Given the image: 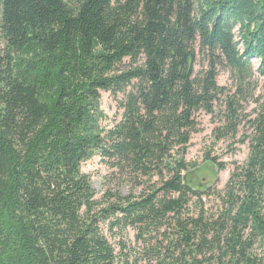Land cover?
Wrapping results in <instances>:
<instances>
[{
    "label": "trees",
    "instance_id": "trees-1",
    "mask_svg": "<svg viewBox=\"0 0 264 264\" xmlns=\"http://www.w3.org/2000/svg\"><path fill=\"white\" fill-rule=\"evenodd\" d=\"M1 7L0 264H264V0ZM104 92L122 111L111 126ZM217 110L214 138L244 122L248 156L222 189L193 187L197 114ZM93 157L127 194L96 196Z\"/></svg>",
    "mask_w": 264,
    "mask_h": 264
},
{
    "label": "rangeland",
    "instance_id": "rangeland-1",
    "mask_svg": "<svg viewBox=\"0 0 264 264\" xmlns=\"http://www.w3.org/2000/svg\"><path fill=\"white\" fill-rule=\"evenodd\" d=\"M1 4L2 0H0V22ZM217 83L220 86L229 88L230 91L233 89L229 73L226 70H221L219 72ZM263 88L264 82L260 79L258 92ZM120 97L121 96H117V99ZM253 107L254 104L249 105L246 111H251ZM101 109H103L107 116V119L103 121V125L107 126H111L113 121L118 120L122 112L118 106L117 100L112 95L105 92L102 93ZM216 112L217 113L214 115L205 114L203 111L197 114L198 131L191 136V145L186 155V160L195 162L197 166L195 168L190 167V170L184 174L186 176V182L193 187H207L210 185L211 189L214 187L222 189L234 166L242 164L248 156V142L244 140V142H239L240 139H243L242 136L246 129V127H243L245 123L243 122L241 124L234 139L226 138L225 140L222 139L218 141L213 136V130L221 124L220 114L218 110ZM207 152L210 153L211 157H216L217 162L224 163L225 168L214 173L216 165L214 164V167L210 163H204V157ZM82 170L89 174L92 186L98 198L106 189L115 191L117 188H120L124 194L129 192L130 187L127 185L118 187L115 182L104 185L106 181L105 177H107L110 171L99 157H93L85 162L82 165ZM135 191L139 192L140 188H136ZM204 200L208 207L215 206L216 200L213 196L209 198L204 197ZM133 240V231H127L124 236V241L126 244L131 245Z\"/></svg>",
    "mask_w": 264,
    "mask_h": 264
},
{
    "label": "water",
    "instance_id": "water-1",
    "mask_svg": "<svg viewBox=\"0 0 264 264\" xmlns=\"http://www.w3.org/2000/svg\"><path fill=\"white\" fill-rule=\"evenodd\" d=\"M194 173V172H193ZM184 180L186 181V176L184 175Z\"/></svg>",
    "mask_w": 264,
    "mask_h": 264
},
{
    "label": "flooded vegetation",
    "instance_id": "flooded-vegetation-1",
    "mask_svg": "<svg viewBox=\"0 0 264 264\" xmlns=\"http://www.w3.org/2000/svg\"><path fill=\"white\" fill-rule=\"evenodd\" d=\"M195 178H197L196 176H194ZM210 186V185H209ZM209 186H207V187H209Z\"/></svg>",
    "mask_w": 264,
    "mask_h": 264
}]
</instances>
